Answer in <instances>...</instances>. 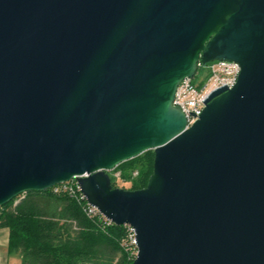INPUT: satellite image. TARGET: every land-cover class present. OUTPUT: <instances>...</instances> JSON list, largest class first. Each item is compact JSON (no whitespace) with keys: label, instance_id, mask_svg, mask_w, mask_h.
Wrapping results in <instances>:
<instances>
[{"label":"water","instance_id":"obj_1","mask_svg":"<svg viewBox=\"0 0 264 264\" xmlns=\"http://www.w3.org/2000/svg\"><path fill=\"white\" fill-rule=\"evenodd\" d=\"M214 61L237 81L186 128L176 89ZM73 179L132 264H264V0H0V207Z\"/></svg>","mask_w":264,"mask_h":264},{"label":"trees","instance_id":"obj_2","mask_svg":"<svg viewBox=\"0 0 264 264\" xmlns=\"http://www.w3.org/2000/svg\"><path fill=\"white\" fill-rule=\"evenodd\" d=\"M154 152L148 150L119 164L123 181L138 190L145 188L153 170ZM137 176L133 177V172ZM112 186L116 187L112 181ZM2 206L0 228L9 230L8 252L20 257V264H131L127 250V229L103 225L96 215L88 217L82 206L65 191L27 192ZM126 244V245H125Z\"/></svg>","mask_w":264,"mask_h":264},{"label":"built area","instance_id":"obj_3","mask_svg":"<svg viewBox=\"0 0 264 264\" xmlns=\"http://www.w3.org/2000/svg\"><path fill=\"white\" fill-rule=\"evenodd\" d=\"M240 72V67L236 62L231 61H214L208 64H197V69L191 78L183 79L175 93L173 104L179 107L184 113L186 119V128L190 127L200 116L206 98L216 89L220 87L232 88L237 81ZM201 85V83H203ZM112 181L118 186V181L121 185L130 183L123 181L120 172L107 171ZM133 177L137 176L134 171ZM53 192L65 191L68 196L76 200L88 217L98 215L101 218L103 225L113 224L104 216H102L95 207L88 204L85 196L81 193L80 187L76 179L58 184L52 187ZM24 196V194L15 198L14 204ZM2 207H0L1 210ZM127 229V250L131 249L130 258L134 260L137 253L135 244V233L130 226H124ZM125 244V245H126Z\"/></svg>","mask_w":264,"mask_h":264},{"label":"crops","instance_id":"obj_4","mask_svg":"<svg viewBox=\"0 0 264 264\" xmlns=\"http://www.w3.org/2000/svg\"><path fill=\"white\" fill-rule=\"evenodd\" d=\"M9 230L6 227L0 228V264H10V260L14 256V264L20 261V257L16 253L8 252Z\"/></svg>","mask_w":264,"mask_h":264},{"label":"rangeland","instance_id":"obj_5","mask_svg":"<svg viewBox=\"0 0 264 264\" xmlns=\"http://www.w3.org/2000/svg\"><path fill=\"white\" fill-rule=\"evenodd\" d=\"M204 84V82L203 83H201V85H203ZM153 152V151H152ZM117 172H119V171H117ZM130 185V183H127V184H125L124 186H125V188H128V187H130L129 186ZM118 186L120 187V188H123V185H121L120 184V182L118 181ZM130 253H131V249L130 250H128V254L130 255ZM10 264H14V256L12 257V260H10ZM132 262H133V260H132ZM17 264H20V261L17 263ZM132 264V263H131Z\"/></svg>","mask_w":264,"mask_h":264}]
</instances>
